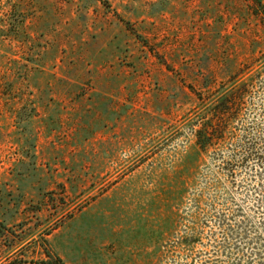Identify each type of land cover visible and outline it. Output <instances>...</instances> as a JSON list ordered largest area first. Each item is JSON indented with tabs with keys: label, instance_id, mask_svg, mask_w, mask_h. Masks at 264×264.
<instances>
[{
	"label": "rangeland",
	"instance_id": "rangeland-1",
	"mask_svg": "<svg viewBox=\"0 0 264 264\" xmlns=\"http://www.w3.org/2000/svg\"><path fill=\"white\" fill-rule=\"evenodd\" d=\"M248 142L264 148V0H0V264H247ZM240 221L254 233L229 248Z\"/></svg>",
	"mask_w": 264,
	"mask_h": 264
},
{
	"label": "trees",
	"instance_id": "trees-1",
	"mask_svg": "<svg viewBox=\"0 0 264 264\" xmlns=\"http://www.w3.org/2000/svg\"><path fill=\"white\" fill-rule=\"evenodd\" d=\"M248 91L246 90V85H244V87L242 88L241 91V95L240 100L238 101V106H242L243 100H244V96ZM212 108H213V116H215L224 126V119L226 118L227 115H230L233 111L232 107H230V105H232L233 103H230V101L227 99V96H224L222 98H218V100H216V102L213 101L212 103ZM234 107L237 105L236 102L233 104ZM221 127L220 125L217 126V124H214L213 122H211L210 124H206V127L199 132L198 136H199V140H198V145L203 149L206 150L208 148H212L216 145H218V141L220 139V137L223 136L224 131H221ZM222 135V136H221ZM245 146H242V150L240 153H242L243 158L241 159L242 162H246L247 165H249V163L254 162L260 170L262 171H256L255 173H257V177L262 176L263 171H264V148H261V143L258 142H251V143H245ZM237 149H235L232 153V155H234V157L237 156ZM241 162V163H242ZM228 225H226L225 228H227L225 231V235L224 237L226 238V240H230V243L228 244L229 248H231L232 246H237V242L241 241L244 239V237H248V235H250V233H252L254 231L249 228V226L247 225V223H245V221L243 222H238V226L237 228H234L232 226L227 227ZM229 228V229H228ZM254 233V232H253ZM234 237V238H233ZM233 238V239H232ZM249 241V246H251L250 249V254H248V259L249 263L247 264H251V261H258V264H264V243L261 244L262 240L260 238L257 239V241H253V244H250V240ZM224 242V241H223ZM234 243H236L234 245ZM222 246V249L227 248V245L223 246V244H219ZM219 246V251H220V247ZM262 249V250H261ZM243 256H239V254L236 255V257L234 258V263L233 264H242V258Z\"/></svg>",
	"mask_w": 264,
	"mask_h": 264
}]
</instances>
